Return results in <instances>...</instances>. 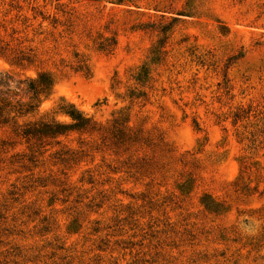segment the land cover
<instances>
[{"label": "rangeland", "instance_id": "1", "mask_svg": "<svg viewBox=\"0 0 264 264\" xmlns=\"http://www.w3.org/2000/svg\"><path fill=\"white\" fill-rule=\"evenodd\" d=\"M0 70L140 132L64 164L0 127V264H264V0H0Z\"/></svg>", "mask_w": 264, "mask_h": 264}, {"label": "trees", "instance_id": "2", "mask_svg": "<svg viewBox=\"0 0 264 264\" xmlns=\"http://www.w3.org/2000/svg\"><path fill=\"white\" fill-rule=\"evenodd\" d=\"M51 84L52 80L45 72L38 73L35 78H14L11 73L0 70V127H8L11 133L9 138L1 140L2 144L23 142L30 151V157H33L35 153L61 144L60 138L78 133L82 135L78 149L63 145L55 152L60 156V163L76 164L89 156L91 151H100L102 147L109 149L110 146L117 148L140 140L139 130H133L125 121L113 118L108 124L96 122L62 99L51 111V116L46 113L36 118L30 117L37 112L40 95ZM56 115L65 116L67 120H58ZM84 136L91 138L90 145L85 143Z\"/></svg>", "mask_w": 264, "mask_h": 264}]
</instances>
